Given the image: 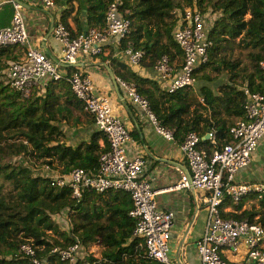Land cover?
<instances>
[{
    "label": "trees",
    "instance_id": "obj_1",
    "mask_svg": "<svg viewBox=\"0 0 264 264\" xmlns=\"http://www.w3.org/2000/svg\"><path fill=\"white\" fill-rule=\"evenodd\" d=\"M54 1L63 8L61 22L72 37L90 29L103 30L109 6L118 2L122 15L131 22V33L119 48L122 52L128 47L146 52L142 64L148 61V69H154L163 56H168L172 64L183 63L184 52L174 38L180 15L191 9L204 17L212 47L209 62L200 65L195 79L200 84L211 81L212 73L224 74L226 81L216 90L202 85L197 91L194 85L169 94L123 60L111 54L104 56L108 44L101 55L93 58L109 61L112 65L107 67L113 68L118 79L134 85L148 101L157 122L172 131L179 144L195 132L202 138L200 147L208 153L221 149L232 140L230 129L245 119L247 97L243 89L264 94V0ZM18 47L0 48V264H33L31 257L20 252L26 241L33 244L38 259H47L51 264H67L53 250H64L77 242L85 254L75 264L147 263L145 250L136 249L141 241L133 235L135 222L129 217L132 200L128 193L87 191L81 199H75L69 187H53L54 178L38 174L39 168L58 173L59 177L77 168L96 174L109 143L102 132L75 147L66 142L61 130L63 120L69 119L66 108L86 114L67 78L52 81L43 96L24 98L13 90L6 78L9 65L21 62L25 56L15 52ZM76 69L71 68L68 76ZM181 69L175 68L176 73ZM55 84L65 90L64 104L52 91ZM212 132L216 134V145L203 140ZM228 207L231 211L226 210ZM64 215L68 229L56 220ZM222 215L227 220H246L264 227V195L259 199L251 194L239 205L226 197Z\"/></svg>",
    "mask_w": 264,
    "mask_h": 264
},
{
    "label": "built area",
    "instance_id": "obj_2",
    "mask_svg": "<svg viewBox=\"0 0 264 264\" xmlns=\"http://www.w3.org/2000/svg\"><path fill=\"white\" fill-rule=\"evenodd\" d=\"M41 1L48 9L57 8L54 0ZM7 5L13 7L14 15L11 25L0 30V48H28L21 62L9 65L7 83L22 97L29 98L33 90L41 87L46 80L58 82L67 78L74 96L82 102L84 111L94 118L97 130L106 136L109 143V150L100 158L96 174L77 168L65 177H54L52 186L69 187L75 199H81L87 191L128 193L132 200L129 217L135 222L133 235L141 241L136 249L145 250V264H175L170 256L174 215L158 207L156 197L159 192L143 178L145 161L128 157L126 146L129 133L123 121L114 114L107 92L97 91L92 79L78 69L70 76L62 75L60 67L44 52L29 45L22 5L18 0H0V10ZM180 17L174 34L175 41L184 52L180 73H176L168 56L160 58L154 67L163 88L169 94L195 85V73L200 65L209 62V50L212 47L205 19L200 13L186 9ZM130 33L131 22L122 15L118 2L109 6L103 30L90 29L78 37H72L71 32L59 21L53 31L54 38L62 45L61 64L72 68L77 67L81 57L101 55L111 41L120 47ZM123 53L132 67L140 66L146 57V52L132 47ZM261 67L264 72V62ZM117 82L127 91L129 100L150 115L157 132L168 141L176 142L173 132L157 122L148 101L138 94L136 87L120 79ZM243 91L247 97L245 119L230 129L232 140L228 144L210 154L200 147L202 138L195 132L189 133L180 144L188 170L182 172L180 181L169 191L200 193L202 199H199L206 205L205 231L197 245L200 264H264V227L246 220H227L222 215L226 197L234 205H239L251 194L259 195V199L264 195L262 184H238L235 181L236 176L249 166L264 139V94L253 93L248 88ZM203 140L217 144L214 132L207 134ZM82 251L83 247L77 242L64 250L55 248L53 253L59 254L62 262L75 264ZM20 252L31 257L33 264H51L47 259L36 257V250L30 241L22 244ZM225 252L236 257L242 254L243 259L231 262L225 258Z\"/></svg>",
    "mask_w": 264,
    "mask_h": 264
},
{
    "label": "crops",
    "instance_id": "obj_3",
    "mask_svg": "<svg viewBox=\"0 0 264 264\" xmlns=\"http://www.w3.org/2000/svg\"><path fill=\"white\" fill-rule=\"evenodd\" d=\"M18 2L23 7L30 39L29 45L44 52L52 62L60 67L62 75H69L72 67L61 64L62 45L53 35L55 25L61 21L63 8L48 9L41 0H18ZM10 11L9 16L7 12H0V30L11 25L14 15L13 7ZM110 54L129 65L124 53L113 41L108 43L104 56L108 57ZM144 63L138 67L129 66L141 77L158 82L165 90L154 69L146 67L149 62ZM183 63L176 62L174 66L179 69L182 68ZM110 65L112 64L109 61L104 62L100 58L81 57L76 68L92 79L97 91L107 92L114 114L123 121L129 133L130 138L126 146L128 157L130 159L142 158L145 161L143 178L159 192L156 197L158 207L174 215L170 240L172 261L175 264H200L197 245L205 231L206 205L202 202L200 193L189 190L169 191L180 181L182 172L186 173L188 170L180 144L177 141H168L157 132L150 115L129 100L127 91L117 82L118 78L113 74V68L107 67ZM50 83H52L51 80H46L41 87L35 88L32 94L43 96L49 90ZM56 87L55 84L52 91L64 104L65 90ZM66 113L69 114V119L63 120L61 130L66 136V142L71 146L75 147L81 142H89L93 134L99 132L93 122L94 119L86 112L87 115H84L81 111L69 106L66 108ZM255 161L256 164H264V139L249 166L236 176V183L264 185V174L263 177L258 178L253 170ZM226 210L231 211V207ZM225 258L231 262L243 259L242 254L236 257L229 252H225Z\"/></svg>",
    "mask_w": 264,
    "mask_h": 264
},
{
    "label": "rangeland",
    "instance_id": "obj_4",
    "mask_svg": "<svg viewBox=\"0 0 264 264\" xmlns=\"http://www.w3.org/2000/svg\"><path fill=\"white\" fill-rule=\"evenodd\" d=\"M12 9L11 5H7V6H4L3 8H1V11L0 12H7L8 16H9V13L11 12L10 10ZM15 52L17 54H22V55H25L26 53V49L24 47H18L17 49H15ZM240 54V51H237V55ZM245 53H242L241 54V59H244L245 58ZM213 79L211 81H200V84H198L196 82L195 84V90H199V88L202 86V85H207L209 87H211L213 90H216L217 87L222 84L223 82L226 81V77L224 74H219V73H212L210 75ZM253 170L255 172V174H257V177L260 178V177H263V174H264V164H256V161L254 162L253 164ZM38 174L40 175H43L45 177H59L58 173H55V172H52L46 168H39L38 169ZM249 201V204H253L251 200H248ZM255 202V201H253ZM58 224L64 228V229H68V223H67V216L64 215L62 216L61 218H58L56 219ZM96 245V244H95ZM85 252L82 251L79 255H78V258H83Z\"/></svg>",
    "mask_w": 264,
    "mask_h": 264
},
{
    "label": "water",
    "instance_id": "obj_5",
    "mask_svg": "<svg viewBox=\"0 0 264 264\" xmlns=\"http://www.w3.org/2000/svg\"><path fill=\"white\" fill-rule=\"evenodd\" d=\"M52 31V30H51ZM52 33V32H51ZM116 84V86L118 87V85H117V83H115Z\"/></svg>",
    "mask_w": 264,
    "mask_h": 264
}]
</instances>
